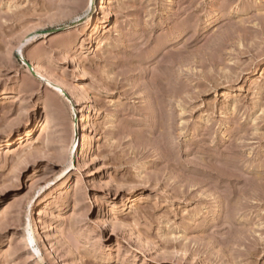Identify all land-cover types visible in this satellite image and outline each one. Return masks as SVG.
Masks as SVG:
<instances>
[{
  "label": "rangeland",
  "instance_id": "obj_1",
  "mask_svg": "<svg viewBox=\"0 0 264 264\" xmlns=\"http://www.w3.org/2000/svg\"><path fill=\"white\" fill-rule=\"evenodd\" d=\"M94 13L0 0V264H264V0Z\"/></svg>",
  "mask_w": 264,
  "mask_h": 264
},
{
  "label": "bare ground",
  "instance_id": "obj_2",
  "mask_svg": "<svg viewBox=\"0 0 264 264\" xmlns=\"http://www.w3.org/2000/svg\"><path fill=\"white\" fill-rule=\"evenodd\" d=\"M87 1V5L88 6H90L92 9H95V13L94 14H96L97 13V11H98V0H86ZM91 22V19H89L88 20V25H89V23ZM26 43V38H25V40L24 41H22V44H25ZM61 86H62V84H60ZM59 91V95H64L63 94V91L62 90H58ZM67 101H68V99H66ZM76 102H77V100H76ZM79 106V104H78V102L73 106V107H78ZM72 107V108H73ZM79 109V108H78ZM78 113L81 115V118L83 117V115H82V111L81 110H78ZM80 118V120L78 121V123L82 120ZM51 122V119H50V117L49 116H46V117H44V118H41L40 120H39V122H38V125H37V127H40V128H44L48 123H50ZM76 129H78L79 130V126L78 125H76V127H75V124L74 125H72V133L76 130ZM31 242V241H30ZM34 250V249H33ZM35 251V250H34ZM35 253H37V252H35ZM77 263L76 264H81L82 262L80 261V258L79 257H77Z\"/></svg>",
  "mask_w": 264,
  "mask_h": 264
},
{
  "label": "water",
  "instance_id": "obj_3",
  "mask_svg": "<svg viewBox=\"0 0 264 264\" xmlns=\"http://www.w3.org/2000/svg\"><path fill=\"white\" fill-rule=\"evenodd\" d=\"M28 68H29V70L31 71V73H32V69L30 68V66L28 65Z\"/></svg>",
  "mask_w": 264,
  "mask_h": 264
}]
</instances>
